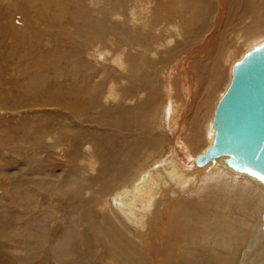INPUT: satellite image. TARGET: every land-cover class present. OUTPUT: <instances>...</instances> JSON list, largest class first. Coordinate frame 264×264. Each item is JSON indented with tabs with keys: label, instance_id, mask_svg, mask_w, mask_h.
Here are the masks:
<instances>
[{
	"label": "rangeland",
	"instance_id": "1",
	"mask_svg": "<svg viewBox=\"0 0 264 264\" xmlns=\"http://www.w3.org/2000/svg\"><path fill=\"white\" fill-rule=\"evenodd\" d=\"M150 1L155 4V0ZM163 1L165 4V0ZM209 1L216 10L210 17L214 27V23L221 21V8L218 0ZM221 1H223L222 5L225 3L228 8L227 16L217 28V30L221 29V32L214 30L215 32L211 34L212 30H209L206 35L214 36L215 34V37L220 36L221 33V36L225 35L220 43L219 61L216 62L218 67L220 65L222 81L217 85L212 84L214 82L212 73L206 72L205 65L202 66L203 68L200 66L199 70L203 72V77L202 79L199 77L198 81L194 82L193 91H190V96L192 94L193 98L191 97V101L188 102L185 95L187 93H184L182 88L186 89L191 81L189 80V83L188 80L175 76V73H178L174 69L176 63L169 65L168 62L175 57L173 54L167 56L163 53L165 62L159 66V73H157L158 68L152 70L157 73V77H153L156 87L152 90L154 91L152 98L154 123L151 124L155 128L157 154L153 156L148 171H152L150 169H155L154 166L160 164H170L169 167L174 166L181 171H189L191 153L188 145L196 157L209 146L210 132L208 131L212 122L210 119L212 120L216 104L229 84L234 62L240 59L249 47L264 40V0ZM243 2L250 3V6L258 3L259 6L258 9L255 7V12L251 11L241 21L231 14H234L233 11L238 7L244 6ZM148 3L149 0H0V264H116L114 260L119 258L115 253L116 247L111 242L110 236L107 234L105 237V233L99 228L105 221L104 216L109 214L118 227L122 226L119 229L132 232L141 241H146L150 237L149 244L154 249L155 241L151 233L154 234L157 231L158 234L159 230L164 228L166 230L165 232L162 230V236L165 240L170 238L168 229L172 224L170 219L179 209L177 202L180 204L187 201L192 203L190 204L193 209L196 208L198 215L194 211L193 213L199 218L204 216L200 218L201 221L206 219L205 221L208 220L210 224L217 218V209L222 206L224 215L236 220L237 229H241L244 225L251 230V233H258L256 249L264 254V193L259 186L255 187L250 181L225 174L227 177L223 176L219 181L216 178L215 183L212 178L209 182L205 179L203 172L209 168L200 170L195 184L177 194V198L170 194L171 196H167L169 203H163L158 198L159 203L153 210L154 213L149 214L144 229L129 224L124 214H121L122 212L114 204L117 195L104 194L106 186L97 179L99 178L97 173L99 161L96 158V161H93L94 152L89 150V146L94 147L96 152L99 149L103 155H108L109 151L104 145L110 143L116 145L115 141H121V137L117 135L118 129L115 128V117H106L109 110L131 107L135 103H143L150 97L145 90L146 97L141 96L128 103L127 99H130L131 94L124 92V100L121 104V101H117L119 96L116 97V101L113 98L108 99L107 96L109 86L111 87L112 84L119 93L123 84L124 88L132 86L125 79L121 82L116 79V83L109 82V74L113 76L121 74L120 70L114 72L115 69H111L110 66L114 65L111 58L126 54L125 51L128 49L125 48L122 51L118 46V40L124 39L123 35L131 39L143 32L144 27L141 22L134 21L133 14H140L142 6ZM259 9L261 18L257 13ZM254 13L255 15L251 17ZM176 22L174 24L180 28L182 37L176 33L174 41L160 46L159 51H167L175 45L176 41L191 39L187 34L191 32L188 29L185 30L184 24L178 19ZM158 30L163 32V28ZM216 33L220 34L216 35ZM168 35L164 34L162 37L167 38ZM93 36L100 39L96 37L93 39ZM154 36V43L162 39L158 35ZM205 40L206 37L200 41L202 47L200 46L199 56L196 55L195 60L205 59L208 48ZM182 48L177 47L176 50ZM134 53V50L130 51V54ZM159 56L154 55L155 58ZM88 74L92 77L88 82L97 84V90L93 92L95 94L93 96L98 100L94 105H91L92 100L88 93L77 94ZM104 84L108 85L107 90L103 89ZM203 88L204 90H201ZM172 91L175 95H171ZM169 94L170 97L180 94V111L184 110L177 121L179 126L176 129L168 124L167 112L171 106ZM196 95L203 96L202 98L199 96L201 99L199 97L196 99ZM100 96H107V99L102 100ZM193 99L199 101L197 102L198 106H201L199 113L195 112V108L199 110L196 105L191 107ZM74 103L79 105L77 110L83 112L81 121L79 116L73 113ZM202 106L204 110H201ZM181 120L182 123H180ZM182 124L186 126V129L195 127L194 130L198 129L202 133L201 136L198 130H193L197 135V140L194 142L189 131L184 130L182 133ZM75 136L79 137L77 143L81 145L75 144ZM202 136L206 138V141L202 140ZM181 138L182 141H180ZM160 143L162 145H159ZM182 143L185 144H183L184 148ZM186 152L189 157L186 156ZM91 165L96 169V173L91 170ZM112 169L113 166H110V170ZM94 181L96 184L92 185ZM241 185L244 186L239 189ZM71 187L72 190H70ZM162 188L168 191L167 187L162 186ZM75 190L78 193L81 191L82 195L73 197L72 204L67 201L62 205V201L68 199L64 193L69 191L68 194H72ZM93 200L95 204L91 203V206L84 202ZM196 206L206 207H200L198 210ZM88 212V219L81 222ZM203 214H207V218ZM92 223L98 229L87 239L88 226ZM71 225L75 227L71 237L75 245L71 249L76 257L64 258L61 255L63 247H60V244L63 243L64 232L70 231ZM128 227H133L135 231H130L132 229ZM44 231L50 233V238L52 237L50 242L41 238L35 241L26 239V236H31L32 240L36 237L34 234H44ZM200 234L189 235L187 237L189 242H183L182 246L189 248L192 252L200 250L205 254H212L215 258L211 259L214 261L216 258H227L224 255L227 253L224 239L213 235L212 231L207 233L204 231V234ZM159 237L160 235L157 239ZM136 244L139 245V241L136 240ZM243 254L244 251L241 258Z\"/></svg>",
	"mask_w": 264,
	"mask_h": 264
},
{
	"label": "bare ground",
	"instance_id": "2",
	"mask_svg": "<svg viewBox=\"0 0 264 264\" xmlns=\"http://www.w3.org/2000/svg\"><path fill=\"white\" fill-rule=\"evenodd\" d=\"M166 1H167V3H166ZM218 1L220 3L219 6L221 8V19H220L221 21H220V23L219 22L216 24L214 23V27H213V20H211L212 18L210 19V17H212V14L216 10H215V8L213 9L214 5L209 0H165V4H163L164 3L163 0H155V4L153 1L149 0V3L147 5L142 6L140 14H138V13H137V15L133 14L134 18H135L134 21L136 23L141 22L142 26L144 27L143 32H141V34H139V35L132 37L131 39H129L128 37H125V35H123L124 39L118 40V46L121 48V50L123 51V49L125 50V48H126L128 50L125 51V53L126 54L129 53V54H127V55L121 54L122 56L119 54V55L115 56L116 55V53H115L114 59L111 58V62H113V64H114V65L110 66L111 69L114 68L115 69L114 72H117L120 70L121 74H120V76H117V74L116 75L114 74L115 76L109 74V76H110L109 82L113 83L116 81V79H119V82H121L122 80L125 79L128 82V84H130V85L132 84V86H131V88L130 87L124 88V84H123L121 90H119V91H121V93H119L113 84H112L113 86L112 85H111V87L109 86V89H108V85H106V84L102 85L103 89L109 90L108 91L109 93H107L108 99L113 98L115 100L116 97L119 96L117 101L118 102L121 101V104H122V102L124 100V92H127V93L131 94L130 99H127L128 103H131L135 99H137L141 96L146 97L145 90L147 92V96L150 95V97H149L150 99L147 98L146 100H144L143 103H141V102H139L138 104L135 103L134 106L132 105L131 107H126V108H123L121 110H120V108H115L114 111L109 110L106 117L107 118L115 117V126H116L115 128L118 129L117 135L121 137V141H115L116 145L115 144L112 145L111 143L104 145L109 151L108 155H103L101 153V151H99V149L96 152L95 148L92 146H89V150L94 152V155L92 154L93 161L95 162L96 159L99 161V171L97 170L99 178H97V179L99 182H101L102 185L104 184V186H106L104 194L108 195V194H114L115 193L117 195V198L114 201V204L119 209V211L122 212L121 214H124V217L129 222V224L131 226L136 227V228H144L145 229V225H147L146 220L148 219L149 214H152L155 207H157L156 205L159 203L158 198H160L161 202H163V203L168 202L167 198H169V197H167V196H169L170 194L176 196V198H177L178 197L177 194H180L182 191L184 192L185 189L190 188V186L195 184V182L198 180L197 174L200 173L198 171L206 169V168H209V170H203V172L205 174L204 177L209 182H210V179L213 178V181L215 183L216 178L219 181V179H222L223 176H226L225 174H229V175L234 176L236 178L243 179V180L245 179L248 182L250 181V183H252L255 187L259 186L264 193V186L260 182H258L256 179H254V178H252L246 174H241V173L234 171L231 168H228L221 160H218L216 163H210L204 167H197L195 165V159L197 157L193 155L191 147L189 145H188V148H189V151L191 153V155L190 154L189 155L191 156V158H193V159L190 158V161H189V165H188L189 171H187V172L185 170L181 171L174 166L169 167L170 164H168V165H166V164L161 165L160 164V165L154 166L155 169H150L152 171L147 170L148 167H151L150 164H152V160L154 158L153 156L155 154H157L156 153L157 152V146L155 145V143H157V142H156V138L154 137L155 128H153L151 125L152 123H154V119L152 118V110L154 109L152 98L154 96V91H152V90L153 89L155 90V87H156V84H155L156 81L153 77H157V73H159V66H161L162 63L165 62V60H164L165 57H164L163 53H165L167 56H171L172 54H173V56H175L174 58H172L168 61L169 65L172 63H176L175 64L176 67L174 66V69H175V72H178V73H175V76H178V77L180 76V78H182L183 80H188V81L190 80L191 81V83L189 81L190 85H188V87L186 86L187 87L186 89H184V87L182 88L184 93H187L185 95L188 99L187 100L188 102H190L191 101L190 99L193 98L192 94L190 96V91L192 90V86H194V84H195L194 82L198 81L199 77L201 79L203 77V74H202L203 72H201L199 70L200 66L204 67V65H205L204 68L206 69V72L208 74L212 73V78L214 79V82L212 84L215 83L214 85H217L218 83H220L222 81V75H221V71H220L221 69L219 70L220 65L218 67L217 66L218 63L216 64V62H217V60L219 61V53H220V47H221L220 43H222V39L225 37V35L221 36L222 33L221 34L216 33V35L220 34V36H217V37H215V34H214V36L213 35H208V36L206 35L207 31H209V30H212L211 34H213V32H215L214 30H217V28H219V24H221V22L224 21L225 17L228 14L227 5L225 3L222 5L223 1H221V0H218ZM228 1H230V0H228ZM239 1L241 2V0H239ZM243 4H244V6L242 4H241L242 6L240 5L241 7H243L242 10H241V7H238V8L236 7L237 9H235L233 11L234 14H231L234 17L236 16L237 18H239V20H241V21L244 18H246L247 14L251 13V11H252V13L255 12V7L258 9V6H259L258 3L253 4L251 6H250V3L248 4L246 2H243ZM177 5H178V7H177ZM257 11H258L257 13H259L260 9ZM229 15H230V13H229ZM253 15H255V13L251 14V17ZM259 16L261 18V14ZM138 18H140L142 21H139ZM177 19L184 24L185 30L188 29L191 32V33H187V34H189L191 39L188 41H182V42L176 41L175 45L171 46L169 49H167V51H165V52L159 51L160 46H163V45L165 46V44H167V43L170 44V43H172V41H174L176 33L178 36L182 37L180 28L176 24H174V23H177L176 22ZM232 20H234V19H232ZM253 26H255V24ZM158 28H163V32H162V30L159 31ZM217 31L221 32V29H218ZM164 34H169V35L167 38H164V37H162V35H164ZM154 35H158L159 37H162V39L160 41L154 43V38H155ZM94 37H96L97 39H100L97 36H93V39H94ZM205 37H206V40H205L206 43L205 44L208 45V48H207L206 53H205V59L204 60L203 59L202 60H195V56L199 54L198 51H199L200 46H201L200 41L202 39H205ZM253 41L255 42V40H253ZM202 43H204V42H202ZM132 47H136V49H132ZM177 47H183V48L181 50H176ZM251 47H253V46H251ZM251 47H249L248 49H250ZM204 48H205V46H204ZM131 50L132 51L134 50L135 53L130 54ZM156 54H157V56L158 55H160V56L155 58L154 55H156ZM213 56H214V58H213ZM114 66H116V67H114ZM156 68H158L157 73L152 71L153 69L155 70ZM164 68H166V67H164ZM182 71H184V72H182ZM215 71H216V73H215ZM89 78H92L91 74L87 75L86 80H84L82 87L77 92V94H81V93L87 94L88 93V96L92 100L91 105H94V104H96V101L98 100V99H95L93 96V95H95V94H93V92H96V90H97V84H94V83L90 84L88 82ZM230 79H231V75H230ZM173 81H176V79H173ZM186 83H187V81H186ZM208 83L209 82H207V84ZM109 85H110V83H109ZM214 85H213L212 89L214 88ZM75 86H78V85H75ZM174 87L176 88V85ZM208 87H210V86H208ZM194 88H196V87H194ZM204 88L201 90H204ZM225 88H226V85H225ZM137 90H138V92H137ZM176 90H177V88H176ZM178 92H179V90H178ZM204 92H206V91H204ZM136 93H137V96H136ZM199 93H201V92H199ZM171 95H175V92L172 91ZM176 95H178V96L170 97V94H169V97L171 98V103H170L171 106L167 112L168 124L173 125V127L175 129L179 126V124L177 125V121H179V118L181 117V115L184 111V110L182 112L180 111L181 107L179 104V99L181 96H180V94H176ZM208 95H206V96H208ZM107 96H100V97H102V100L104 98L106 100ZM199 96L201 97L203 95H199ZM199 96L196 95V99ZM78 97L81 100V97L79 95H78ZM77 100H78V98H77ZM204 100H206V99H204ZM207 101H208V99H207ZM197 102H199V101H194V99H193L192 106L190 104L189 105L191 107H194L196 105L199 110L197 111V108H195V110H196L195 112L199 113V111H200L199 107H201V106L200 105L198 106ZM203 102L205 103V101H203ZM78 106L79 105L74 103L72 105V110H73V113L75 115L79 116V118H80V117H82L83 112L77 110ZM101 106H102V102H101ZM202 108L203 109H201V110H204L203 106H202ZM64 109L65 108H63V110ZM205 109H206V107H205ZM118 110H120V111H118ZM111 111H113L115 113H113V112L111 113ZM190 113H192V112H190ZM86 115H88V114H86ZM186 115H188V114H186ZM193 116H194V114H193ZM184 117H185V115H184ZM201 119H203V118H201ZM80 121H81V118H80ZM83 121H82V123H83ZM211 121L212 120L210 119V122ZM192 122H194V121H192ZM210 122H208V123H210ZM180 123H182V120ZM183 124H182V127H183L182 133L184 130L189 131L190 135L192 136V140L195 142L197 140V135L195 134L194 131H197L198 129L194 130L195 127H191V128L187 127V129H186V126H183ZM191 124H193V123H191ZM208 125H207V127L210 126V125L209 126ZM209 129L210 130L208 132H210V137L208 136V138H209V143H211V141L213 139L212 126H211V128L209 127ZM199 132L200 131L198 130V133ZM179 134L180 133H178V135ZM201 134L202 133L200 132V136H201ZM177 137L179 138V136H177ZM201 138L203 141H206V138L204 136H202ZM74 139H75V144L79 145L80 143H77L79 137L75 136ZM183 140H184V138H183ZM192 140H187V142H192ZM180 141H182V138ZM183 144L184 143H182V146H183ZM159 145H162V144L160 143ZM72 146H75V145L73 144ZM183 148H184V146H183ZM185 148H186V146H185ZM72 150H74V149H72ZM182 150L184 151V149H182ZM186 151L188 152V149ZM187 152H186V156L188 155ZM181 156H183V155H181ZM187 157H189V156H187ZM176 163H177V161H176ZM110 166H113L112 170H110ZM176 166H177V164H176ZM91 170H93L96 173V169L94 168L93 165H91ZM207 171H210V173H207ZM189 172H191V173H189ZM194 172H196V173H194ZM208 181H206V182L208 183ZM224 181H227V180H224ZM94 184H96L95 181L93 182L92 185H94ZM244 185H241L239 189H242L243 188L242 186H244ZM162 186L167 187L168 191H164V188H162ZM72 187H74V186H72ZM72 187L70 190H72ZM92 187H94V186H92ZM172 190H173V192L171 193ZM255 192H257V191H255ZM259 192L260 191H258V193ZM68 193H69V191H68ZM68 193L67 192L64 193V195H66L68 197V199L65 201H62V205L65 204V202H67V201L69 203H71V200L73 199V197L77 198V197H80L82 195L81 191L78 193V191H76V190H75V193H72V194H68ZM240 193L241 192L239 191V196L241 195ZM107 198H109V197H107ZM84 202L86 204H88L89 206H91V203L93 205L95 204L94 200L93 201H84ZM190 203L191 202H188V201L184 202V203H180V204H179V202H177V206L179 207V209L173 215L172 219H170L172 224H171V227H169V229H168L171 239L168 238L167 240H165V238L162 236L163 231L165 232V230H166L164 228H161V231L159 230L158 234H157V231L155 233L153 232L154 234L151 233L152 239L155 241L154 249H152L150 247V244H149L151 242L150 237L146 241H144V240L141 241L132 232H129L128 230H124V229H119L122 226L119 225L120 227H118L116 225L114 219L112 217H110L109 214L104 216L105 221L102 222V224L99 228L101 229V231L103 233H105V237L107 234L110 236L111 242L113 243L114 247H116L115 253L119 257V258H115V260H114V261H116V264H264V260H263L264 254H262L260 251H257L258 249H256L257 241L259 238L258 233H255V234L251 233V230L248 229L244 225L242 226L241 229H237V227H236L237 225H235L236 220L233 219L231 216L226 217L223 213L222 206L217 209L218 210L217 216H216L217 218L215 217L216 219L213 221V223L210 224L208 222V220L205 221L206 219L204 221H201L202 217L204 218V216L201 217L199 214L201 219L199 217H197L195 215V213H193V211L196 212V214L198 212L196 211V208L193 209V207H191L192 203L191 204ZM196 207L199 210V208L203 207V206H200V207L196 206ZM205 207H203V208H205ZM113 209L114 208H112V210ZM69 210H68V212H69ZM171 210L173 211V208ZM207 210H208V208H207ZM214 210H216V209H214ZM70 212H71V210H70ZM210 212H211V210H210ZM203 215H205V214H203ZM212 216H213V214H212ZM88 217H89V212L85 215L84 219L81 222L86 221L88 219ZM208 217H210V216H208ZM206 218H207V216H206ZM153 219H154V217H153ZM121 222L124 223L123 221H121ZM71 224H73V223H71ZM75 224H77V223H75ZM126 226L127 225H125V227ZM74 228H75L74 225H71L70 231H66L63 234V239H62L63 243L60 244V247H63V249L61 251V255L64 258H75L76 257V254L71 249L75 245V242H73L71 240L72 234L75 231ZM128 228L132 229L130 231H135L133 229V227H128ZM97 229L98 228L95 224H93V223L89 224L87 239H89L92 236V234L95 231H97ZM204 231H206V233H207V231H212L213 235L220 237V238L225 240V243L224 242L223 243L225 246H227V253L224 255H226L227 258H216L214 261L211 259V258H215L212 254H208V253L205 254L204 252L197 250V249H196L197 251L194 250V252H192V250H190L189 248L182 246L183 242H189L187 239V237L189 235H191L193 233H196V234L203 233L204 234ZM159 235H160V237L157 239V236H159ZM34 236H36V237L32 238V240H31V236H26V239H28L30 241H35L36 239L41 238L42 240H46L47 242H50V239L52 238V237L50 238V233L48 231H44V234H34ZM252 236H253V238L251 239ZM194 237H192V238L195 240ZM202 237H203V235H202ZM217 237H216V239H217ZM140 238H141V236H140ZM207 238H209V237H207ZM85 240H86V238H85ZM136 240L139 241V245L136 244ZM221 243H222V240H221ZM214 244L216 245V243H214ZM204 247H206V246H204ZM56 248H57V246L55 247V249ZM216 249H217V247H216ZM220 249H221V247H220ZM255 249L257 252L255 251ZM218 250H219V248H218ZM56 251H57V249H56ZM243 251H244V254L242 255V258H241V254L243 253ZM42 253H43V255H45L44 251ZM81 257H83V255ZM120 257H122V258H120Z\"/></svg>",
	"mask_w": 264,
	"mask_h": 264
},
{
	"label": "water",
	"instance_id": "3",
	"mask_svg": "<svg viewBox=\"0 0 264 264\" xmlns=\"http://www.w3.org/2000/svg\"><path fill=\"white\" fill-rule=\"evenodd\" d=\"M211 126L213 139L195 165L221 160L264 186V40L234 62Z\"/></svg>",
	"mask_w": 264,
	"mask_h": 264
}]
</instances>
